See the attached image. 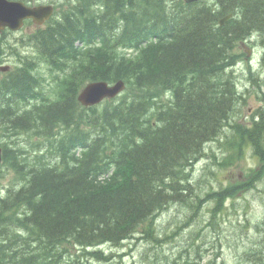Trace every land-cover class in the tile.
<instances>
[{"label": "trees", "instance_id": "16d2710c", "mask_svg": "<svg viewBox=\"0 0 264 264\" xmlns=\"http://www.w3.org/2000/svg\"><path fill=\"white\" fill-rule=\"evenodd\" d=\"M165 1L106 0L99 16L65 17L36 34L41 64L66 76L57 100L30 111L15 106L38 97L32 72L39 69L29 61L11 80L13 100L0 92V123L11 139L3 144L4 162L16 173L0 198V264H116L102 246H120L141 229L159 243L155 224L162 212L178 205L190 219L199 210L205 195L199 160L224 158L220 164L229 165L214 143L230 150L231 128L240 127L233 121L242 92L232 51L236 40L264 33V0ZM230 13L235 17L220 25ZM77 39L101 43L82 50ZM145 40L152 42L141 48ZM133 44L135 55L119 52ZM119 79L128 83L124 95L102 111L79 109L77 95L88 80ZM60 125L73 130L57 140ZM26 131L45 137L39 143L49 147L25 149L20 135ZM259 135H251L256 144ZM258 230L245 260L264 264V231ZM74 246L80 255H71Z\"/></svg>", "mask_w": 264, "mask_h": 264}, {"label": "rangeland", "instance_id": "374dc122", "mask_svg": "<svg viewBox=\"0 0 264 264\" xmlns=\"http://www.w3.org/2000/svg\"><path fill=\"white\" fill-rule=\"evenodd\" d=\"M25 31V30H24ZM19 35V34H16ZM261 37H264V33L261 35ZM264 39V38H263ZM33 52L32 50H28L24 52V55H31ZM40 58L36 59V63L38 65L41 64ZM44 74H48L49 78H51L53 75L50 74L46 69L44 68ZM244 75L246 74V71H244ZM240 74L239 70L235 73ZM262 78L264 79V73L262 75ZM241 81V80H240ZM244 82V80H243ZM251 88V87H250ZM170 91L163 92V94H167ZM252 95H247L248 99ZM257 103V102H256ZM251 104V102H250ZM2 130L0 128V141L2 137ZM239 132L235 131L233 133V136L238 135ZM213 144V143H212ZM211 144V145H212ZM25 146V144H22ZM214 148L218 149L221 148V152L224 150L221 145L218 143H214ZM220 154V153H217ZM213 155V154H212ZM221 155V154H220ZM224 159V158H223ZM260 160H264V154L260 156ZM202 162H200L199 165H201V168L205 163L210 162V159L204 157L201 159ZM216 161H223L220 159H215ZM252 163V159L250 157V154L246 156L240 161L238 165L235 167V172H237V169H244L248 170L249 165ZM221 166V165H220ZM197 168V166H195ZM199 170L198 174L202 172V170ZM220 168H223L222 166ZM224 169V168H223ZM216 169H213L215 171ZM207 171H210V168H207ZM206 171V172H207ZM222 172L218 171V175ZM231 173H229V170L221 175L223 184H219L217 186L215 180L208 182L205 185V182H207L210 178V180L213 179V175L209 172L206 174V176L202 175L201 184L205 185V188L209 189L210 186L214 187H221L224 184L227 183V177L230 176ZM200 175V177H201ZM12 179V173L7 167H3L2 171L0 173V186L5 187L6 185H9L10 181ZM252 179L255 180L256 184L253 188V193L255 196H257V199L250 203L246 210L243 212H240L235 215V211L233 208L229 209L227 208L228 205L224 206V208L219 209V214H222L225 208V216H223V219L221 221V224L224 225V227L212 229L211 226H203L204 222L203 216L199 215V212L203 210L206 206L201 205L199 207V210L194 213L190 219H187L186 216V210L183 209V207H180L178 205L170 206L166 211L162 212V214L158 218V224L161 227V231L167 229L168 231L172 232L176 230V226L179 224H182L186 227H183L180 233L175 236V238L165 243L163 246H158L157 243H150L147 240L150 239L149 236L140 238V239H134L130 240L129 242L125 243L124 246H112V247H106L107 254L113 252L115 254H119L118 256H115L114 260L116 264H166L165 258H163V254H166L170 260V258H176L181 259V261H185L186 255L188 251H194L193 248H191V245L188 244V242L185 240L187 239L188 235H190V232H194L199 230L198 233V244L203 246H214L217 251H219V258L218 262L216 264H256L251 261V259L245 260V253L247 252V247L249 248L252 246L253 243H251L252 239L257 237L256 232L258 230V234L263 236L262 232L264 231V192L261 193V190L258 189L259 185L264 181V171H255L252 175ZM245 186L240 187L239 191L236 192L234 195L238 196L240 195V192L242 189H244ZM258 189V190H257ZM257 190V191H256ZM261 193V194H260ZM211 195L208 194L205 196V199H208ZM249 199H245L242 201L241 205L248 204ZM217 207H210L209 213L211 214L213 211H215ZM209 219L212 220V216H208ZM239 244L241 247H239ZM171 246V247H168ZM132 249V251H130ZM105 250V249H104ZM125 253H130L129 255H125ZM120 254H123L124 256L120 257ZM243 254V255H242ZM243 258H241V256ZM129 256V257H128ZM159 257V258H158ZM194 257V256H192ZM86 261V259H83ZM208 260V256H204L200 258L196 263L194 264H205ZM85 263V262H84ZM88 264H99V261L93 262L89 261L86 262ZM193 264V263H192Z\"/></svg>", "mask_w": 264, "mask_h": 264}, {"label": "water", "instance_id": "95a60500", "mask_svg": "<svg viewBox=\"0 0 264 264\" xmlns=\"http://www.w3.org/2000/svg\"><path fill=\"white\" fill-rule=\"evenodd\" d=\"M51 10L50 6L28 7L21 1L0 0V28L6 25H9L11 28H18L26 17H33L35 21L42 23L50 16ZM123 88L124 83L122 81L112 87H109L105 82L92 83L85 89L80 98L86 104L94 103L107 95L115 96Z\"/></svg>", "mask_w": 264, "mask_h": 264}, {"label": "bare ground", "instance_id": "6f19581e", "mask_svg": "<svg viewBox=\"0 0 264 264\" xmlns=\"http://www.w3.org/2000/svg\"><path fill=\"white\" fill-rule=\"evenodd\" d=\"M185 3H188V4H191V3H194L195 1L194 0H183ZM34 46H36V44L34 43ZM40 60V59H39ZM213 142V141H212ZM210 144V143H209ZM263 155V154H262ZM253 180V179H252ZM255 184H256V182H255ZM250 185L252 186L253 185V183H250ZM243 186H245V185H243ZM246 186H247V184H246Z\"/></svg>", "mask_w": 264, "mask_h": 264}, {"label": "flooded vegetation", "instance_id": "af4514ba", "mask_svg": "<svg viewBox=\"0 0 264 264\" xmlns=\"http://www.w3.org/2000/svg\"><path fill=\"white\" fill-rule=\"evenodd\" d=\"M236 64L240 65L239 63H236Z\"/></svg>", "mask_w": 264, "mask_h": 264}]
</instances>
